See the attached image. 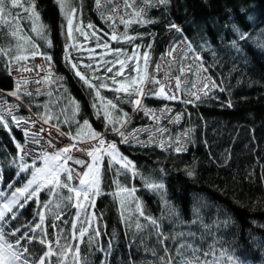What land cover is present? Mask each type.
<instances>
[{"label": "trees", "instance_id": "1", "mask_svg": "<svg viewBox=\"0 0 264 264\" xmlns=\"http://www.w3.org/2000/svg\"><path fill=\"white\" fill-rule=\"evenodd\" d=\"M34 4L39 14L35 27L44 26L46 39L32 31L33 22L27 19L30 13L7 5L11 15L6 17L7 23H0V49L8 51L7 55L0 53V90L15 91L18 80L12 77L10 67L20 61L12 58L31 55L34 44L39 53L53 57L63 80L60 87L47 83L46 91L37 94L30 90L31 96L21 95L22 102L36 116L40 118L45 112L59 116V121L51 123H58L59 130L65 133L75 134L76 122L83 125L85 120L91 131L108 133L112 132V125L104 114L103 102L112 101L116 107L107 111L114 120L126 114L123 132L132 134L137 129L147 128L145 132L155 131L157 137L145 145L134 138L122 143L120 136H112L119 143V152L134 165V170H123L104 155L101 194L95 199L94 207L86 202L84 211L76 208L74 201H57L63 209L61 219L55 220L45 210L44 232L39 229L32 232L30 228L40 222L39 205L51 198L47 190L41 191L39 198L29 201L23 209L13 208L14 219H9L11 214L6 217L8 222L2 227L7 240L14 242L24 232L35 236L31 242L22 241L30 260L46 251V246L39 243V238L46 233L48 241L60 237L61 244L78 246V264H163L169 257H175L172 264H176L180 258L176 249L185 241L200 250L197 255L201 260H215L217 264H233V261L235 264H264V0H169L166 4H155L153 0V6L146 8L143 17L152 22L146 24L136 22V18L129 15L133 10L145 9L141 0H137L133 9L125 8L124 0H101L99 7L95 0H67V7L77 10L71 37L66 34L65 8L61 7L60 0H34ZM24 7L29 5L24 3ZM121 17L132 22L124 24ZM75 24L80 26L83 35ZM89 24L93 28H88ZM173 24L179 30L172 28ZM17 26L19 30L13 36ZM114 30L118 37L127 33L135 39L114 41L111 39ZM97 38L100 46H97ZM183 42L202 58L193 62L194 53L190 55V83L185 90L194 85L196 73L206 72L217 86L209 87L207 95L201 92L198 100L194 96L186 98L185 92L177 100L146 95L143 108L136 109L130 102L135 96L113 90L117 85H113L110 78L119 70V65L106 73L105 61H126L125 75L117 78L123 81L127 74H134L133 63L127 58L138 53L140 67L147 53L146 71L150 79L156 76V66L162 58ZM19 44L24 45L23 51L18 49ZM104 44L109 47L105 49ZM117 49L124 54L117 57ZM188 51V48L180 49L175 69L185 63ZM66 55L70 57L67 60ZM71 64H76L95 88L77 77ZM88 64L93 68L85 67ZM102 83L107 87L101 88ZM97 89L99 98L95 96ZM70 99L79 105L78 112L67 102ZM189 99L194 103L183 102ZM229 101L231 107L227 106ZM145 108H170L171 118L161 124H148L153 118L146 114ZM177 115L181 116L179 121H175ZM169 120L173 123L168 124ZM9 126L11 133L0 128V192L4 193L0 204L8 200L16 188L23 187L34 170L30 167L28 172L16 175L19 165L31 166L33 158L27 155L23 161L19 159L16 142L25 145V136L12 122ZM165 139L166 145L160 147ZM177 141L185 151L174 150ZM36 166L42 167V161L37 160ZM61 180L65 181L66 177L62 175ZM67 182L70 186L79 184L75 177ZM148 183L164 187L153 190L146 186ZM120 187L135 191L131 196L117 195ZM60 191L64 196L71 195L68 190ZM121 199L125 200L123 207ZM137 204L143 216L136 211ZM147 217L157 220L163 242ZM137 223L143 227L138 229ZM73 224L77 236L79 229L88 227L80 241L71 240ZM17 228L20 232L12 236ZM180 233L194 235L181 236ZM205 252L214 255L204 257ZM228 257H232V261ZM45 264H57V258L53 256Z\"/></svg>", "mask_w": 264, "mask_h": 264}, {"label": "snow or ice", "instance_id": "2", "mask_svg": "<svg viewBox=\"0 0 264 264\" xmlns=\"http://www.w3.org/2000/svg\"><path fill=\"white\" fill-rule=\"evenodd\" d=\"M137 0H124V7L127 9H133V6L136 4ZM141 2L146 6L145 9H140L139 11L133 10L129 13L130 16H134L136 18V22L141 24L151 23V20L144 19V13L146 11L147 7L153 6V0H141ZM169 0H155V4H166ZM24 3H27L29 7L25 8ZM61 7L65 8L64 16L66 18V34L71 37L73 32V19H74V13L77 11L76 9H70L67 7V0H60ZM96 5L99 7L101 0H95ZM11 5L12 8H19L22 9L25 13H30V15L27 16V19L33 22L32 31L36 32L37 35H40L42 38L46 39L45 36V28L43 25H40L38 28L35 27L36 22L39 20V14L35 10V4L34 0H24L22 3L21 0H0V23H7V16H10L11 13L7 8V5ZM121 22L124 24L131 23V20H125L123 17L120 18ZM14 20H18V18H14ZM88 28H93V25L89 24L87 25ZM172 28H177L176 25H171ZM18 26L17 30H14L12 32L13 36L17 35L18 32ZM77 31H80L83 35L84 33L81 31V29L77 28ZM177 30H179L177 28ZM124 39L129 42H131L135 37L128 36L127 33H125L122 37H118L115 30L111 34V39L116 41L119 39ZM241 39L244 38V35L241 34ZM27 42V41H26ZM50 44L51 42L48 41ZM97 46H100V41L97 38ZM18 49L21 51L24 50V45L19 44ZM103 47L107 49L109 46L107 44H104ZM138 47V46H137ZM31 56L35 57L39 53L36 46L33 44L31 45ZM0 53L7 55L8 51L5 49H0ZM124 53L122 50L117 49L115 51V55L119 57L120 55H123ZM172 53L169 52V55ZM29 57L23 54L16 55L12 59L15 61H24L27 60ZM70 57L66 55L65 59H69ZM138 53L134 52L131 56H129L127 59L131 60L132 63L135 65L132 69L134 73H136L135 76L128 75L126 80H118V77L124 76V69L127 66L125 60L116 59L114 62L105 61V72L111 73L113 71V68L116 67V65H119V70L115 72V75L112 76L111 82L113 85H118L117 87H114L113 90L117 93H123L128 95L129 97L135 96L136 98L134 100H130V102L134 105L136 109H142V97L146 95H151L155 97L165 98L168 100H177L179 98L178 93L176 91H166L165 87L166 84H169V80H158L155 77L148 78V73L146 71L147 65H148V54L145 53L143 55V61H144V71L143 74H141V69L138 64L139 60ZM46 60H51V57L45 56ZM111 66H108V65ZM71 67L75 69V75L79 77L85 84H87L90 88H95V85H93L90 82V79L85 77L77 68L76 64H71ZM85 67L92 69L93 65L88 64L85 65ZM156 70H160V66H156ZM190 70V67H189ZM23 71L30 72L32 69L28 67H24ZM180 71L183 73L184 69L181 68ZM206 71V70H205ZM49 83V84H55L58 83L57 79H53L51 72L48 73V75L44 76L41 79H34L32 83L40 84V83ZM29 83L27 79H21L17 82L15 86V91H12L9 93V95L14 97H20L21 95H27L31 96L32 93L28 92L26 90V86ZM150 84L152 87L148 88L147 91H145V84ZM180 77H176L174 81V87L175 89L179 90L180 88ZM158 86V87H157ZM213 87H217L214 83L212 84ZM100 87H107L106 83L100 84ZM171 88L172 85H169ZM208 84L205 83L201 91L204 95H207V92L204 91V88H207ZM223 91V89H221ZM37 94H39V89L36 90ZM192 96L195 97L196 100L200 99V95L198 93H190ZM95 96L97 98L100 97V91L99 89L96 90ZM68 103L72 105L75 112L79 111V105L74 100H68ZM103 102V101H102ZM186 104L194 103V100H184L183 101ZM59 104V101L56 102ZM105 115L108 116V123L109 125H112V131H114L118 136L121 137L122 143H129V137L125 135V133L121 130V128L124 126V124L127 123L126 114L117 119L114 120L111 116V114L107 111L108 108H115L116 105L112 104V101H107L105 104ZM229 107H231V101L228 102ZM47 107V106H46ZM15 105H6L3 102L2 94H0V128L5 129L7 132L11 133V127L9 126L8 119L5 118V114H7L8 117H10L12 124L17 127L21 128L24 131V135H30L32 136V143L38 144L39 140L37 139L39 133L38 132H30L29 130L24 128V125H27L28 123H35L36 121L32 118H23V117H17L16 115H13ZM146 114L152 115L154 119H159L155 115L152 110L144 109ZM64 109H61V112L63 113ZM99 111V110H98ZM164 112L169 111L167 108L163 109ZM74 112V114H75ZM41 120H43L45 123H51L52 121L56 120L59 121V116H54L50 114L49 112H45L44 115L40 117ZM181 119L180 115H177L175 117V121H179ZM64 123H67V120L63 121ZM77 128L78 131L75 134L72 133H64L60 132V135L69 137L73 143H71L68 146L62 147L59 150H55L52 153H49L48 151H43L40 155H34L33 156V162L32 165H28L25 163H21L19 165V172L16 173L18 176L21 172H28L29 168H33L34 170L31 171V178L27 180V182L23 185L21 188H16L11 193V199H8L7 203H4L2 207H0V264H45L46 260L50 261V258L55 256L57 258V264H69V254H71V264H78L79 256H80V249L78 246L73 248L71 243H60V237H57L54 241H48L46 239V233L39 238V243L46 246V251L43 252V254L39 257H37L35 260H30L28 256L25 254L28 253L27 247L22 246V241L31 242L32 240L36 239L35 236H29L28 232H24L20 237H18L14 242H9L6 238V234L3 230L2 224L7 223L6 217H9V214L11 216L9 219H14L16 213L13 212V208L17 209H23L29 201L37 200L39 198V194L41 191L47 190V194L51 197L47 202L41 203L39 206L42 209L37 213L39 218V223L35 224L34 228H30V231L35 232L37 229H39L42 233L44 232V221H45V210L53 215V218L55 220H60L61 216L63 214V209L61 207V203H72L74 201V206L78 209L86 211V202L94 207V198L99 196L101 194L100 192V184H101V164H102V158L104 155H107L111 161L118 163L123 170H134V165L131 164L130 161L127 160L126 157L122 156V154L119 152L117 145L115 142H106L104 137L101 134H98L94 131H91L89 122L85 120L83 122V125H80V123L77 121ZM119 124L120 126H116ZM51 127L56 128L59 131V124L58 123H51ZM40 131H45L43 128L40 129ZM141 130L137 129L136 132H139ZM160 131H166V129H160ZM133 137L135 136V133L131 134ZM187 135V133L185 134ZM95 141V143H92ZM77 142H84L88 145V147L80 148L78 146ZM139 142V141H137ZM177 145L175 147V151L177 153L181 151H185L186 149L183 147L182 144H180L177 141ZM160 147H164V144L161 143ZM16 148L19 150L20 153H23L27 155L28 153L25 152L24 145H21L19 142H16ZM73 149L83 152L87 157L91 158V161L84 159H74L72 156ZM21 161H23V155L20 156ZM42 160L43 166L37 167L36 161ZM74 160L75 164L80 165L82 168L86 169L82 173H75L76 178H78L79 184L78 186H70V184L67 181H72L74 178V172L71 169V167L68 165V161ZM189 175H192V172L188 173ZM64 175L66 177L65 181L61 180V176ZM0 179H2V176H0ZM148 188L156 190V189H162L164 187L163 184H155V183H148L146 185ZM9 188H12V184L8 185ZM60 189L68 190V192L71 193V195L64 196ZM135 189H127L120 187L119 192L124 193L127 196H131L134 193ZM4 193L0 192V196H3ZM23 200V203L20 201ZM57 201H60L61 203H57ZM121 206H124L125 200L121 199ZM53 208L56 209L55 212H53ZM136 211L139 213L140 216H143V210L140 207L139 204L136 205ZM94 216V213H93ZM76 219L79 220V213H77ZM150 224L157 229V236L161 237V242H163L162 233L159 231L160 225L158 224L156 219H153L151 217H147ZM88 226L91 227V222L88 221ZM136 227L138 229L142 228L143 226L137 223ZM74 232L71 236V240L80 241L84 238L85 234L88 232V227H84L78 230V236L75 234V224H73ZM20 232V229L17 228L15 231L11 233L12 236H16V233ZM97 235H99L97 230ZM181 236H187V235H194L192 233H180ZM53 244H55V248L53 247ZM185 250V251H182ZM200 250L198 248H194L192 244L187 243L186 241L184 243H181L179 247L176 249V252L178 256L180 257L176 264H217L215 260H201L200 256L197 255V253ZM188 253H191L189 256ZM204 257H208L209 255H214L213 252H205L202 253ZM224 255V253H222ZM175 259V257H169L167 260L163 262V264H172V260ZM230 261H232V257H228ZM233 264L235 262L233 261Z\"/></svg>", "mask_w": 264, "mask_h": 264}, {"label": "built area", "instance_id": "3", "mask_svg": "<svg viewBox=\"0 0 264 264\" xmlns=\"http://www.w3.org/2000/svg\"><path fill=\"white\" fill-rule=\"evenodd\" d=\"M184 48H188V50H189L187 53H185L186 54L185 55V58L190 57V55L192 53H194V59L197 58L196 59V62H199L202 59L200 55L198 57V53H196L195 50L191 46H189L186 42H183V43L179 44V46H177L173 50H170L169 52L175 51L177 53V57H178V55H180V49L183 50ZM169 52L167 53V55L165 56V58L164 57L162 58V60L160 61L159 66L161 68V65L164 64V66H166V63H169V65L172 68V71L174 73H177L179 75L178 68H176V69L174 68L177 65V57L175 59V63L172 64L170 62ZM45 56L51 57V60H46L45 59ZM24 67H28V68L32 69V71H30V72L23 71V68ZM160 70H162V69H160ZM159 71L156 72L155 78L158 79V80H161L160 79V72ZM49 72H51L53 79H57L58 80V83H55V85L58 86V87H60L63 80H62L60 74L57 72V68H56L54 59H53V57L51 55L43 54V53L38 54L35 57H32L30 55V57L27 60L20 61L19 63L14 64V65H12L10 67V73H11V75H12V77L14 79H16L18 81H20L21 79H27L29 81V83L26 86V90L27 91H30V90L36 91L37 89H39V92L46 91L47 90V88H46L47 83H43L42 82L40 84H36V83H32V81L34 79H41V78H43L44 76L48 75ZM196 75H197V79H196V81H195V83H194L193 86H191L187 90H185V89L182 90L181 88H179V90H175L178 93L179 98L182 96L183 92L186 93V98H190L192 96L190 93H198V94H200L202 92L201 89L203 87H201V88L199 87V82L201 81L202 78H206L207 81L205 83L208 84V87L207 88H204V91H206L207 89H209V87H212L213 88V86H212V84H213L212 79L207 75L206 72H204V73H196ZM189 83H190V81L187 82L186 84L188 85ZM148 87H149L148 84L145 85V91L148 89ZM165 90L166 91H169V89L167 88V85L165 87ZM8 93L9 92L3 91V90L1 91L0 90V94H2V99H3L4 104L13 103V100H11V99L8 98V96H7ZM143 98L144 97H142V101H143ZM149 110H151V109H149ZM152 111L153 112H156V114H155L156 116H159L162 113L163 110H152ZM5 118L8 119V122L9 123L12 122L11 119H10V117L7 116V114H5ZM34 120L36 122L34 124L31 123V125H35L34 128H33L34 130H36L38 132V129L39 130L41 129V126H39V125L42 124L43 127H44V130H45V131H43L44 138L45 137L49 138L48 137V133H49V131H52L53 136L55 137V139H57V142H53V140L50 139L53 142V144H51V145H53V147H52V149H51L50 152L47 149V151L49 153H52L55 150H59L60 148L65 147V146H68V145H70L72 143V142L64 139L65 136L60 135V132L61 131L60 130L58 131L56 128L51 127V124H46V123L44 124L39 119H34ZM37 124H39V125H37ZM153 124H159V123H158V121H155ZM144 130H146V128H144ZM23 133H24V131H23ZM124 133L125 134H128L126 132H124ZM24 136H25V142H26L25 145H24V147H25V152L28 153L27 155H29V157L33 158L34 155H40V154H42V152H43V146L40 148V146H38L39 144L32 143V139H33L32 136H30V135H27V136L24 135ZM41 136L43 137V135H41ZM103 137H104V139H105L106 142H115L116 145H117V148L119 147V143L117 142V140L115 141V139L113 137L106 136V135H103ZM156 137H157V132L152 136V142H154V140H155ZM61 142L63 143V145L60 148H58V146L60 145ZM166 142H167V139H165L163 141V143H166ZM39 143H41V140H39ZM92 143H95V141L92 142ZM78 146L80 148H82L81 147V144H78ZM17 151H18V157H19V159H20V156L21 155H23V157L27 156V155H25L23 153H20L18 149H17ZM71 154L74 157V159H81L82 158V159L88 160V161L91 160V158L90 157H87L86 155H85V157H76V156H74L75 154H77V150H75V149H73V151H72ZM82 155H84L83 152H82ZM72 161L74 162V160H72ZM68 165L72 168V170L74 172V170H75L74 168L76 167V165H73V163H71V161L68 162ZM78 166H80V165H78ZM75 179L78 180V178H76V177H75Z\"/></svg>", "mask_w": 264, "mask_h": 264}, {"label": "rangeland", "instance_id": "4", "mask_svg": "<svg viewBox=\"0 0 264 264\" xmlns=\"http://www.w3.org/2000/svg\"><path fill=\"white\" fill-rule=\"evenodd\" d=\"M22 2V1H21ZM75 27L76 28H79V29H81L80 28V26L79 25H76L75 24ZM171 55H169V58H170V62L172 63V64H174L175 63V59H176V57H177V53L175 52V51H171ZM26 56H28V57H30V55H26ZM180 56H181V54H180ZM198 57H199V54H198ZM196 59L197 58H195L194 60H193V62H196ZM184 61H185V63H183L182 65H181V68H183L184 69V72L182 73L181 71H180V69L181 68H179L178 67V72H179V75L177 74V73H174L173 71H172V68H171V66L169 65V63H166V66H164V64L163 65H161V68L160 69H162V70H160L159 72H160V79L161 80H169V78H171L170 80H169V84H166L167 85V88L169 89V90H171V91H175V90H177V89H175V87H174V81H175V78L176 77H180V81H181V83H180V88L183 90V89H186V83L187 82H189L190 80H189V75H190V70H191V67H192V63L190 62V57H187V58H185L184 59ZM127 65V64H126ZM132 65V68L135 66L134 64H131ZM189 67H190V70H189ZM140 69H141V74H143V71L145 70L144 69V65L141 63L140 64ZM129 74H130V72H128ZM131 75V74H130ZM136 75V73H134L132 76H135ZM127 76H128V74H127ZM127 76H126V78H127ZM195 76H193V78H194ZM192 78V79H193ZM207 81V79L206 78H202L201 79V81L199 82V87L201 88V87H203L204 86V84H205V82ZM145 85H147V84H145ZM169 85H172V87L170 88L169 87ZM118 86V85H117ZM9 93H11V92H9ZM9 93H8V98L9 99H11V100H13V103H9V104H6V105H15V108H14V111H13V115H16L18 118L19 117H23V118H32V119H39L40 121H42L44 124H45V122L43 121V120H41L38 116H36V114H34L33 113V111H31V109L30 108H28L23 102H22V100H21V96L20 97H14V96H11V95H9ZM106 103V102H105ZM104 102H103V104H105ZM108 109H110V108H108ZM169 111H171V109L170 108H167ZM169 111H167V112H164V111H162V113L159 115V116H157V117H159V119H154L153 118V116L152 115H150L153 119L151 120V121H149V123L148 124H153L155 121H158V123L159 124H161L162 122L164 123V122H166V120H167V118H171L170 117V114H171V112H169ZM153 112V111H152ZM155 114H156V112H154ZM4 114H6V113H4ZM22 115V116H21ZM174 118V117H173ZM151 122V123H150ZM168 122V124H170V123H173V121L172 120H169V121H167ZM46 124H50V123H46ZM37 125H39V124H37ZM34 126L35 125H31V122L30 123H28L27 125H24V128L25 129H27V130H29L30 132H37L36 130H34L33 128H34ZM39 126H41V128H43L44 129V127H43V125L41 124V125H39ZM147 127H150V126H147ZM147 129V128H146ZM49 130V129H48ZM139 130H141V129H139ZM38 133H39V135H38V139L39 140H41V143H38L39 145L38 146H40V148L43 146V151H47V149L49 150V152L51 151V149H52V147H53V145H51V144H53V142H57V139H55V137L53 136V134H52V131H49V133H48V137L49 138H47V137H45L44 138V134H43V131L41 132L39 129H38ZM65 133V132H64ZM135 133V136L133 137L131 134H125L126 136H128L129 138H134L136 141H139L138 143H141V144H145V145H148L151 141H152V136L156 133L155 131H149V132H145V130L143 129V130H141V131H139V132H134ZM98 134H101L102 136L103 135H106V136H116V133L114 132V131H112V132H108V133H98ZM41 135H43V137L41 136ZM53 140V142L51 141V140ZM64 139H66V140H68V141H70V142H72L73 143V141L69 138V137H67V136H65V138ZM60 142V141H59ZM94 142V141H93ZM78 144H81V147L82 148H85V147H88V145L86 144V143H84V142H77ZM83 144V145H82ZM164 144V146L166 145V143H163ZM22 145V144H21ZM63 145V143L61 142L60 143V145L58 146V148H60L61 146ZM47 147V148H46ZM74 156H76V157H85V154L84 155H82V152H80V151H77V154H75ZM82 159V158H81ZM128 160V159H127ZM91 161V160H90ZM89 161V162H90ZM102 161H103V158H102ZM69 162V161H68ZM71 163H73V165H76V167L74 168L75 170H74V176H75V173H82L83 171H85L86 169H84V168H82L81 166H78L77 164H75V162H73L72 160H71ZM42 166H43V161H42ZM101 168H102V164H101ZM72 169V168H71ZM76 177V176H75ZM79 183V182H78ZM97 197H95L94 198V201H95V199H96ZM8 199H11V195H10V197L8 198ZM7 201L8 200H6L5 202H3L2 204H0V207H2V205L4 204V203H7Z\"/></svg>", "mask_w": 264, "mask_h": 264}]
</instances>
